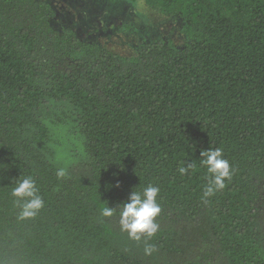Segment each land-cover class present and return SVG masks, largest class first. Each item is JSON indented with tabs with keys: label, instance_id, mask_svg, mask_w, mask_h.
Listing matches in <instances>:
<instances>
[{
	"label": "trees",
	"instance_id": "trees-1",
	"mask_svg": "<svg viewBox=\"0 0 264 264\" xmlns=\"http://www.w3.org/2000/svg\"><path fill=\"white\" fill-rule=\"evenodd\" d=\"M145 1L183 47L123 56L46 1L0 0V264H264V0ZM209 148L232 178L204 197ZM27 177L44 207L22 220ZM149 185L159 230L137 242L101 209Z\"/></svg>",
	"mask_w": 264,
	"mask_h": 264
},
{
	"label": "rangeland",
	"instance_id": "rangeland-1",
	"mask_svg": "<svg viewBox=\"0 0 264 264\" xmlns=\"http://www.w3.org/2000/svg\"><path fill=\"white\" fill-rule=\"evenodd\" d=\"M50 4L58 28L73 30L85 41L132 57L144 41L170 38L183 47L181 20L161 14L145 0H43Z\"/></svg>",
	"mask_w": 264,
	"mask_h": 264
},
{
	"label": "clouds",
	"instance_id": "clouds-1",
	"mask_svg": "<svg viewBox=\"0 0 264 264\" xmlns=\"http://www.w3.org/2000/svg\"><path fill=\"white\" fill-rule=\"evenodd\" d=\"M200 156L201 164L206 166L209 174V181L204 189V197H209L215 192L223 190L226 187L225 181L231 180L232 170L228 160L223 158L222 150L219 148L202 150ZM192 168L191 164L178 168L181 176L189 173ZM63 176V171L58 173ZM118 187V185H117ZM159 188L149 185L142 191L130 192L127 202L119 204L117 207L106 205L101 209V216L104 218L112 217L117 208L120 209L119 224L121 231L128 234L129 239L133 241L150 240L159 230L157 217L162 209L157 202ZM12 195L17 198L20 206V219H30L35 217L44 207V201L38 194L37 187L31 177L18 181L17 186L13 189ZM156 251L154 246L146 244L144 248L145 255H152Z\"/></svg>",
	"mask_w": 264,
	"mask_h": 264
}]
</instances>
